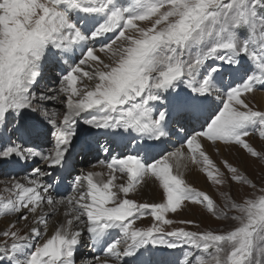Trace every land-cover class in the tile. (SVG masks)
Listing matches in <instances>:
<instances>
[{
  "label": "snow or ice",
  "instance_id": "1",
  "mask_svg": "<svg viewBox=\"0 0 264 264\" xmlns=\"http://www.w3.org/2000/svg\"><path fill=\"white\" fill-rule=\"evenodd\" d=\"M258 89L264 0H0V169L23 172L0 180V264H76L85 232L81 264H264V173L206 148L264 163ZM189 205L224 227L169 218Z\"/></svg>",
  "mask_w": 264,
  "mask_h": 264
},
{
  "label": "rangeland",
  "instance_id": "2",
  "mask_svg": "<svg viewBox=\"0 0 264 264\" xmlns=\"http://www.w3.org/2000/svg\"><path fill=\"white\" fill-rule=\"evenodd\" d=\"M58 73H59V68H57V67L49 66L48 68L45 69V77H46L50 87L52 86V78H54ZM256 93H261L264 95V91L258 89L254 93V95L252 97H250V99L252 100V103L255 106L256 110H264V107H262V105L259 102H257V100L255 99ZM173 139H175V137ZM249 140H250V143H252L254 146L259 148V146L261 144V140L257 136H251V137H249ZM178 146H179V144H176V147H178ZM166 147L171 149L172 145L169 144ZM206 148H207L209 155L213 159V161L218 166H220L222 170H223V165L220 163L221 158L228 160L229 163H232L234 165H239L241 163V161H243L245 171L251 177H254L256 179V181L259 183L260 175L262 173H264V163H262L261 161L254 160V159L248 157L247 155H245V153L242 150H240L239 148H236V147L225 148L221 145L219 155H217V153H216L215 146L211 145L210 143H208L206 145ZM104 156H105V154L103 152H101L100 155L97 157V159H103ZM75 159H76V161H80L82 159V157L77 155V156H75ZM97 159L90 160L89 162H86V163H79L78 162L75 164V168L77 171L82 169V168H87L88 163L94 164L97 162ZM189 166L191 167V169H190L191 172H190V170H189V172L188 171L186 172V178L188 179V181L190 183H192L198 189L208 192L219 203L220 199H219L217 192H216V186H214L210 181H208L206 176L203 173H201L199 170H197V168L195 166H192L191 164H189ZM32 167H37V165L33 164ZM5 172H7V175L4 174ZM11 175H16L17 177H19V176L23 175V172H19V171L12 172L11 170L0 169V180H6ZM70 179H71V177H68L67 179H65L64 184L62 185V188H61L60 194L65 196V197L72 195L71 188L68 187ZM118 182H121V181L118 180ZM0 187H3V185L0 184ZM233 191L234 192L236 191L235 187H234ZM133 198L141 200V202H143V200L152 201L154 199V194L151 196L149 195V196L145 197V196L141 195L140 193H136L133 195ZM56 218H57V214L55 213V214H53V217L50 218V222H51L50 225H52L56 221ZM169 218L192 219V220H194L200 224L201 229L223 228L224 227V225L220 224L219 221H217L214 217H212L210 214H208L206 210L202 209L200 206H197V205H189L183 212H181L179 214L178 217H173L170 214ZM9 219H10V217L0 216V229H3L5 227V225L7 224ZM148 223H150V217L143 218L141 221L137 222V226H145ZM22 224H23V222H21V226H22ZM23 230L26 231L27 229H23ZM190 230H196V229L194 227H191ZM21 234H23V232ZM87 235L88 234L85 232V235L83 237H86ZM0 239H2V238H0ZM81 247H82V250L84 251V253H88L90 251L84 250V249L85 248H92L91 242L88 241L87 238H83L82 243L79 246V249ZM92 250H91V253H92L91 256L99 254L98 252H96L95 249L92 248ZM174 255H178V253H173L171 255H170V253H163V254L158 253L156 255V257H154V259L162 261V260L173 258ZM91 256H87V258H91ZM84 258L85 257H83V255L80 253V250H78V253L76 256V264H81V261Z\"/></svg>",
  "mask_w": 264,
  "mask_h": 264
},
{
  "label": "bare ground",
  "instance_id": "3",
  "mask_svg": "<svg viewBox=\"0 0 264 264\" xmlns=\"http://www.w3.org/2000/svg\"><path fill=\"white\" fill-rule=\"evenodd\" d=\"M255 99L257 100V102H259L261 105H262V107H264V95L263 94H261V93H256V97H255ZM191 169V167L189 166V169H188V172H189V170ZM97 171H99V170H101V169H99V168H97L96 169ZM190 172H191V170H190ZM194 172V171H193ZM61 193V192H60ZM154 194V192H153V190L151 189V187H149V188H146V189H144L143 190V196H151V195H153ZM57 214V218H56V221L58 220V218L59 219H63V208H60L59 209V211L56 213ZM53 217V216H52ZM55 221V222H56ZM51 223V222H50ZM50 231H51V225H50ZM83 238H87L88 239V241H90L91 242V240H90V238H89V236L87 235L86 237H83ZM92 243V242H91ZM89 245V244H88ZM78 250H80V253L83 255V257H87V256H91V250H92V248H85L84 250H89L90 252H88V253H84V251L82 250V247L80 248V249H78ZM93 251V250H92ZM97 252V251H96ZM88 259H91V258H88Z\"/></svg>",
  "mask_w": 264,
  "mask_h": 264
}]
</instances>
